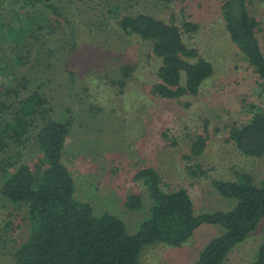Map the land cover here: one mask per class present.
Returning a JSON list of instances; mask_svg holds the SVG:
<instances>
[{"label":"rangeland","instance_id":"1","mask_svg":"<svg viewBox=\"0 0 264 264\" xmlns=\"http://www.w3.org/2000/svg\"><path fill=\"white\" fill-rule=\"evenodd\" d=\"M55 1L73 19L76 45L61 40L60 45L53 44V53L45 50L43 62L55 67L45 86L54 117L66 107L79 113L64 155L77 201L89 204L95 215L117 216L135 234L152 205L143 183L134 179L142 168L156 169L167 190L186 189L196 214L234 207L233 201L216 192L213 181H233L240 173L250 174L257 183L264 180V157L243 156L230 136L232 128L251 120L256 107L264 109V96L261 80L225 28L222 0H175L169 6L156 0ZM249 10L259 22L257 37L264 52V2L252 1ZM137 14H150L181 28L184 23L199 26L192 34L183 30V38L199 48L214 74L197 97L177 102L150 93L161 60L153 55L150 42L124 34L118 25L123 16ZM71 29L73 24L64 25L63 32ZM122 66L133 68V73L121 91L116 81ZM43 70L42 63L39 71ZM198 136L207 141L199 160L190 154ZM38 158L29 150L25 159L32 164ZM198 165L206 177L191 174ZM131 194L142 196L140 211L126 208ZM27 216L25 205L0 197V264H15V252L29 236ZM223 233L221 226L203 225L182 247L162 243L144 247L138 264H192ZM263 242L264 218L224 264L252 263Z\"/></svg>","mask_w":264,"mask_h":264},{"label":"trees","instance_id":"2","mask_svg":"<svg viewBox=\"0 0 264 264\" xmlns=\"http://www.w3.org/2000/svg\"><path fill=\"white\" fill-rule=\"evenodd\" d=\"M156 1L169 6L175 0ZM252 1L264 2L222 0V15L231 40L261 80L264 96V52L257 37L259 22L249 10ZM62 11L55 0H0V197L25 205L30 224L27 241L14 254L15 264H138L144 247H182L203 225L221 226L224 233L192 264H224L264 218V180L257 183L248 173L233 181L215 180L216 192L234 207L196 214L186 189L167 190L156 169L142 168L134 179L143 183L152 205L135 234L117 216L95 215L89 204L74 198V179L64 155L79 113L66 107L61 115H52L45 85L55 67L43 62L45 50L53 53V44L68 40L70 47L76 45L73 19ZM72 24L64 33V25ZM118 25L124 34L150 42L161 60L158 81L150 87L157 99L197 97L213 76V65L183 38V30L192 34L198 25L184 23L182 29L150 14L123 16ZM42 63L44 70L39 71ZM132 73L131 67L119 68L116 85L121 91ZM230 136L243 156L263 158L264 109L256 107L251 120L232 128ZM206 148V138L198 136L190 147L191 158L199 160ZM29 150L39 156L32 164L25 159ZM191 174L207 176L199 165ZM125 206L140 211L142 196L129 195ZM250 264H264V242Z\"/></svg>","mask_w":264,"mask_h":264}]
</instances>
